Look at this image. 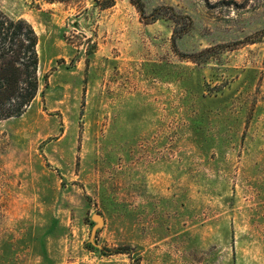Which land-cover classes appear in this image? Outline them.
Listing matches in <instances>:
<instances>
[{
    "label": "rangeland",
    "instance_id": "obj_1",
    "mask_svg": "<svg viewBox=\"0 0 264 264\" xmlns=\"http://www.w3.org/2000/svg\"><path fill=\"white\" fill-rule=\"evenodd\" d=\"M142 2L190 23L0 0L39 56L0 122V264H264V0Z\"/></svg>",
    "mask_w": 264,
    "mask_h": 264
},
{
    "label": "trees",
    "instance_id": "obj_2",
    "mask_svg": "<svg viewBox=\"0 0 264 264\" xmlns=\"http://www.w3.org/2000/svg\"><path fill=\"white\" fill-rule=\"evenodd\" d=\"M66 2L68 0H45ZM139 12L144 23L155 22L166 16L173 21L190 23L187 16L177 14L171 7H157L149 14L144 11L142 0H128ZM94 4L107 9L115 0H94ZM184 25H186L184 23ZM183 31V30H182ZM181 33V32H179ZM174 30L172 47L179 57L175 45ZM38 37L32 25L25 19H12L0 11V122L21 117L36 98L39 90ZM186 57H191L187 56Z\"/></svg>",
    "mask_w": 264,
    "mask_h": 264
},
{
    "label": "water",
    "instance_id": "obj_3",
    "mask_svg": "<svg viewBox=\"0 0 264 264\" xmlns=\"http://www.w3.org/2000/svg\"><path fill=\"white\" fill-rule=\"evenodd\" d=\"M100 221V220H99Z\"/></svg>",
    "mask_w": 264,
    "mask_h": 264
}]
</instances>
